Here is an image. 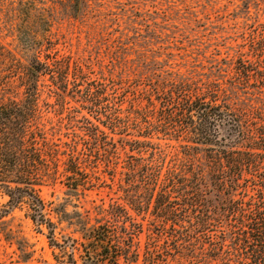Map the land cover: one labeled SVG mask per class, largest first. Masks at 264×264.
Returning <instances> with one entry per match:
<instances>
[{
    "label": "trees",
    "instance_id": "1",
    "mask_svg": "<svg viewBox=\"0 0 264 264\" xmlns=\"http://www.w3.org/2000/svg\"><path fill=\"white\" fill-rule=\"evenodd\" d=\"M100 4L0 0L18 45L0 42V217L25 204L53 243L52 213L92 245L81 264H264V10L242 1L240 41L207 71L153 53L130 82L52 40L58 8L85 21ZM57 183L72 211L46 209L39 189ZM95 189L108 203H71Z\"/></svg>",
    "mask_w": 264,
    "mask_h": 264
},
{
    "label": "rangeland",
    "instance_id": "2",
    "mask_svg": "<svg viewBox=\"0 0 264 264\" xmlns=\"http://www.w3.org/2000/svg\"><path fill=\"white\" fill-rule=\"evenodd\" d=\"M43 1L50 3V0ZM98 1L104 3L97 8L103 13L85 21L68 17L58 8V22L51 28L52 40L57 39L55 45L61 53L83 54L96 71L101 68L108 76V70L114 69L113 77L121 74L130 82H134L133 73L137 71L143 55L150 58L153 53H162L158 60L167 59L174 69L184 71L196 62L204 67L197 66L196 69L207 71L208 60L224 56L228 46H236L235 43L240 41L237 33L243 29L246 19L243 0ZM256 1L261 9V18L264 0ZM249 14L255 15L253 6ZM1 19L0 14V42L17 48L18 45H13L14 37L1 25ZM183 30L186 31L182 35ZM183 63H186L185 67ZM64 190L58 183L40 187L39 194L47 204V210L62 202L66 203L68 211L74 209L70 202L65 201ZM7 200L8 197L0 190L1 213L7 209ZM91 200L108 203L107 189L85 191V195L72 199L71 203H76L83 211L90 207ZM27 212L26 205L22 204L0 217V264H69L72 260L81 264L85 246L91 244H87L74 226L58 221L51 213L56 229L54 242L50 243L45 236L46 230L38 232ZM99 253H92V256L99 258ZM111 254L108 252L99 258L103 259L100 264H110ZM117 261L118 264H126L122 257Z\"/></svg>",
    "mask_w": 264,
    "mask_h": 264
}]
</instances>
